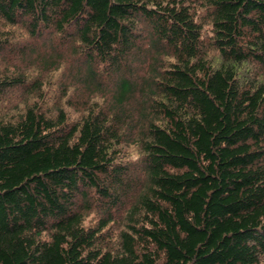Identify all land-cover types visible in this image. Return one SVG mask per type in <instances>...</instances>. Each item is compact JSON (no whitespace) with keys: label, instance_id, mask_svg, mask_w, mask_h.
I'll return each mask as SVG.
<instances>
[{"label":"trees","instance_id":"obj_1","mask_svg":"<svg viewBox=\"0 0 264 264\" xmlns=\"http://www.w3.org/2000/svg\"><path fill=\"white\" fill-rule=\"evenodd\" d=\"M0 264H264V0H0Z\"/></svg>","mask_w":264,"mask_h":264},{"label":"rangeland","instance_id":"obj_2","mask_svg":"<svg viewBox=\"0 0 264 264\" xmlns=\"http://www.w3.org/2000/svg\"><path fill=\"white\" fill-rule=\"evenodd\" d=\"M20 106H21V105H19L18 107H20ZM14 110H15V109H13V111H14ZM90 218H93V219H92L90 222H89V221H88V222H89V223L94 222V221L97 219L96 214H95V213H92V214L90 215ZM115 228H116V229H115ZM117 228H118V229H117ZM109 229H110L111 232H113V231H114V232H116V231L118 232L119 227H118L117 225H111ZM114 237H115V236H114ZM115 240H116V239H115ZM115 240H113V241H115Z\"/></svg>","mask_w":264,"mask_h":264}]
</instances>
